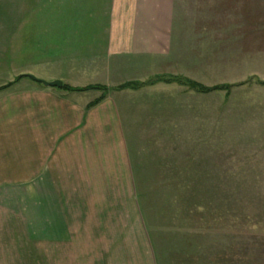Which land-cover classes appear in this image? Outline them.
Masks as SVG:
<instances>
[{
  "label": "crops",
  "instance_id": "1",
  "mask_svg": "<svg viewBox=\"0 0 264 264\" xmlns=\"http://www.w3.org/2000/svg\"><path fill=\"white\" fill-rule=\"evenodd\" d=\"M176 8L0 0V264H158L131 155L140 97L155 84L117 87L188 77L153 66Z\"/></svg>",
  "mask_w": 264,
  "mask_h": 264
},
{
  "label": "rangeland",
  "instance_id": "2",
  "mask_svg": "<svg viewBox=\"0 0 264 264\" xmlns=\"http://www.w3.org/2000/svg\"><path fill=\"white\" fill-rule=\"evenodd\" d=\"M176 5L153 66L248 84L226 98L157 83L140 97L131 155L158 264H264V0Z\"/></svg>",
  "mask_w": 264,
  "mask_h": 264
},
{
  "label": "trees",
  "instance_id": "3",
  "mask_svg": "<svg viewBox=\"0 0 264 264\" xmlns=\"http://www.w3.org/2000/svg\"><path fill=\"white\" fill-rule=\"evenodd\" d=\"M25 76H27V75H20L19 77H17V79L23 78ZM158 82H166L168 84H172L173 82H175L179 85L186 86L187 89H189V90H194V91H197L199 93H205V94L216 92V91H225L226 92V98H228L230 96V93L234 87L248 84V83L241 82V83H235V84L234 83H220V84H215V85H205L203 83H199L195 80H192L188 77L181 76V75H157V76L150 78L146 81H140V82L135 81V82L125 83V84L117 87V89H126V88L140 89L144 86L154 85ZM259 84L264 85V80H259ZM62 87L67 89V90H73V91H86V90H90V89L107 90L106 87L101 86V85H91V86H86V87H71L69 85L63 84ZM94 103H91V105Z\"/></svg>",
  "mask_w": 264,
  "mask_h": 264
},
{
  "label": "water",
  "instance_id": "4",
  "mask_svg": "<svg viewBox=\"0 0 264 264\" xmlns=\"http://www.w3.org/2000/svg\"><path fill=\"white\" fill-rule=\"evenodd\" d=\"M32 79L39 81L41 83H43L46 86H55V87H62L63 86V82L59 79L56 80H52V81H47L41 78L36 77L35 75L30 74L29 75Z\"/></svg>",
  "mask_w": 264,
  "mask_h": 264
}]
</instances>
